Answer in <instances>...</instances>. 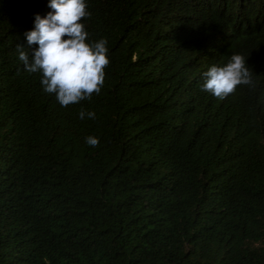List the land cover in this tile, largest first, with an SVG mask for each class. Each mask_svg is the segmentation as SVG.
<instances>
[{"label":"trees","instance_id":"16d2710c","mask_svg":"<svg viewBox=\"0 0 264 264\" xmlns=\"http://www.w3.org/2000/svg\"><path fill=\"white\" fill-rule=\"evenodd\" d=\"M85 3L109 64L62 107L17 51L49 0H0V264H264V0Z\"/></svg>","mask_w":264,"mask_h":264},{"label":"clouds","instance_id":"9594fccd","mask_svg":"<svg viewBox=\"0 0 264 264\" xmlns=\"http://www.w3.org/2000/svg\"><path fill=\"white\" fill-rule=\"evenodd\" d=\"M48 7L51 11L43 18L36 15L34 29L25 34L28 48L37 47L30 57L25 48L17 46L18 58L28 73L41 74L43 91L67 107L100 93L109 64L107 41L87 42L88 33L81 23L89 15L85 0H49ZM252 84L245 57L232 54L227 63L213 64L203 73L201 90L222 100L238 86ZM78 115L95 119L91 111L81 110ZM86 143L96 147L99 140L89 136Z\"/></svg>","mask_w":264,"mask_h":264}]
</instances>
